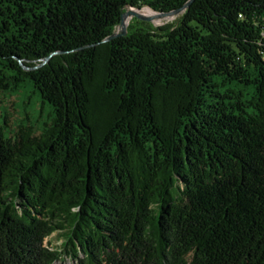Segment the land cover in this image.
Instances as JSON below:
<instances>
[{"label": "trees", "instance_id": "trees-1", "mask_svg": "<svg viewBox=\"0 0 264 264\" xmlns=\"http://www.w3.org/2000/svg\"><path fill=\"white\" fill-rule=\"evenodd\" d=\"M186 1L0 0V264H264V0L101 41Z\"/></svg>", "mask_w": 264, "mask_h": 264}, {"label": "rangeland", "instance_id": "rangeland-1", "mask_svg": "<svg viewBox=\"0 0 264 264\" xmlns=\"http://www.w3.org/2000/svg\"><path fill=\"white\" fill-rule=\"evenodd\" d=\"M149 9L151 12H154L151 10L149 7H144ZM152 13H149L148 15H151ZM180 15L179 13H176L174 15H170L167 17L160 18L158 20L152 21L153 25H160L163 23H166L168 21L175 22ZM26 101V109L28 112L31 113V119L32 123L36 125L37 127H40L42 122H45L47 120V109L48 107H45L44 109H41V107L38 106L39 103V98L37 95L34 94L33 90L29 86L26 91H21L18 93L17 99L16 97H10L4 98L5 103H6V110H7V124L14 129V123L17 122V118L22 116L23 110H22V102L20 103L19 100ZM4 107L3 105L0 106V111L2 110L4 112ZM63 240L64 237H62L61 232H54L50 236L46 237L44 240V243L47 244V246L59 249V250H64L63 249ZM71 258L69 257V254H64L62 255V258L57 260L54 264H69L71 262Z\"/></svg>", "mask_w": 264, "mask_h": 264}, {"label": "water", "instance_id": "water-1", "mask_svg": "<svg viewBox=\"0 0 264 264\" xmlns=\"http://www.w3.org/2000/svg\"><path fill=\"white\" fill-rule=\"evenodd\" d=\"M191 1L192 0H188L181 7L177 8V9H173V10L170 9L168 11H159V12L153 10L156 13L155 15L142 14V12L137 11L139 8H135V7H131V6L126 5L123 8V11L121 13L120 22L116 25L113 32H111L108 36L104 37L101 41L104 42V41H107L111 38L126 34L127 25H128V22L124 23L126 17L127 18L129 17L130 20L133 17H137L139 19H142L143 21L152 22L155 20L156 17L157 18H163V17L170 16L171 14L174 15V14L179 13V12L181 13L183 10H185V8H187L190 5ZM130 20H129V22H130ZM117 26H119V28H117ZM48 57H46L41 64H44L48 60ZM41 64H39V65H41ZM39 65L37 64L35 66H39Z\"/></svg>", "mask_w": 264, "mask_h": 264}, {"label": "bare ground", "instance_id": "bare-ground-1", "mask_svg": "<svg viewBox=\"0 0 264 264\" xmlns=\"http://www.w3.org/2000/svg\"><path fill=\"white\" fill-rule=\"evenodd\" d=\"M137 11H139V12H142V14H149V13H152L151 15H155L156 13L155 12H151L149 9H147V8H139ZM156 20H158V19H160V18H155ZM129 20H130V18L128 17H126V19H125V21H124V23H126V22H129ZM117 28H119V26H117Z\"/></svg>", "mask_w": 264, "mask_h": 264}]
</instances>
